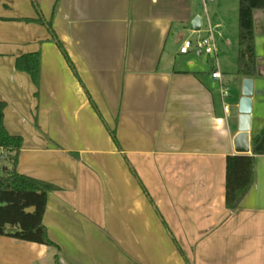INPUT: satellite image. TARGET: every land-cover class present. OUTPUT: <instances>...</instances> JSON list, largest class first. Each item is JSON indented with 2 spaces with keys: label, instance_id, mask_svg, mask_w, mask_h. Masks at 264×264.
<instances>
[{
  "label": "crops",
  "instance_id": "0c3cea01",
  "mask_svg": "<svg viewBox=\"0 0 264 264\" xmlns=\"http://www.w3.org/2000/svg\"><path fill=\"white\" fill-rule=\"evenodd\" d=\"M34 1L0 0V101L22 138L16 171L55 187L42 225L59 253L0 235V264H264V155L239 208L225 207L244 78L180 53L209 29L215 57L233 48L208 0ZM253 24L256 50L263 12ZM32 54L37 85L17 67ZM261 130L251 123L250 138Z\"/></svg>",
  "mask_w": 264,
  "mask_h": 264
},
{
  "label": "trees",
  "instance_id": "16d2710c",
  "mask_svg": "<svg viewBox=\"0 0 264 264\" xmlns=\"http://www.w3.org/2000/svg\"><path fill=\"white\" fill-rule=\"evenodd\" d=\"M238 3V40L236 76L257 77V57L254 44L253 13L263 12L264 0H235ZM35 4V1L33 0ZM31 22V20H26ZM45 24L41 16L36 20ZM50 32L51 25L46 23ZM59 48L63 51L61 45ZM17 67L26 71L34 85L38 83V55H27L18 59ZM6 104L0 101V149L6 152V169L0 170V235L17 241L46 245L59 253V248L46 236L42 218L46 206V197L55 187L16 171L18 153L22 138L10 135L3 123ZM114 138L113 132H110ZM251 155H230L225 160V207L236 211L254 183L255 156L264 155V127L250 138ZM34 208L31 214L25 209ZM59 261L58 254L55 255Z\"/></svg>",
  "mask_w": 264,
  "mask_h": 264
},
{
  "label": "rangeland",
  "instance_id": "374dc122",
  "mask_svg": "<svg viewBox=\"0 0 264 264\" xmlns=\"http://www.w3.org/2000/svg\"><path fill=\"white\" fill-rule=\"evenodd\" d=\"M207 16L214 21H222L225 23L226 35L229 37V43L232 45V49L228 51L217 52V57L215 54L210 55L211 62L219 63L221 65L220 69H223L226 75L232 76L237 70V39H238V3L235 0H215L213 2L207 1ZM262 12L261 10H257ZM201 17L205 18L206 13L201 9ZM216 36V31L214 32ZM259 37H257L256 53L258 60H263L259 62L262 66L261 77H256L257 90L262 93L259 95L260 104L256 105V113L254 119H252V127L254 130L262 129L264 127V45L259 44ZM260 87V88H259ZM238 86H232V94L235 96L238 94ZM258 100V99H257ZM235 113V110H234ZM1 174V172H0Z\"/></svg>",
  "mask_w": 264,
  "mask_h": 264
},
{
  "label": "water",
  "instance_id": "95a60500",
  "mask_svg": "<svg viewBox=\"0 0 264 264\" xmlns=\"http://www.w3.org/2000/svg\"><path fill=\"white\" fill-rule=\"evenodd\" d=\"M210 1V0H208ZM191 28L195 32L201 30V21L198 16L191 21ZM254 97V80L252 78H244L241 83V98L238 102V134L234 137V152L239 155H247L250 153V132L252 123V107ZM6 167H3L4 171ZM34 208L25 209V212L31 214ZM59 264H63L59 260Z\"/></svg>",
  "mask_w": 264,
  "mask_h": 264
},
{
  "label": "built area",
  "instance_id": "2783aa9c",
  "mask_svg": "<svg viewBox=\"0 0 264 264\" xmlns=\"http://www.w3.org/2000/svg\"><path fill=\"white\" fill-rule=\"evenodd\" d=\"M191 48H193L195 51H199V52L202 51L206 55L215 54V46H214L211 30L209 29L207 31V35L205 37L198 38L195 41H191V40L184 41V43L180 48V53L186 54ZM211 77L219 81L220 95L223 102H225V100H227L230 96L229 88L222 83L221 74L218 71L213 72L211 74ZM226 109L227 107H225V110ZM5 165H6V152L0 149V170Z\"/></svg>",
  "mask_w": 264,
  "mask_h": 264
}]
</instances>
